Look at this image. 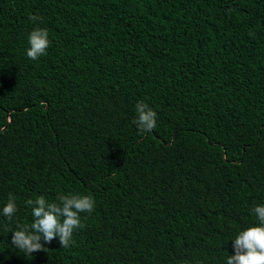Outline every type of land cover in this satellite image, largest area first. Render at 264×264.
Instances as JSON below:
<instances>
[{
    "label": "trees",
    "instance_id": "16d2710c",
    "mask_svg": "<svg viewBox=\"0 0 264 264\" xmlns=\"http://www.w3.org/2000/svg\"><path fill=\"white\" fill-rule=\"evenodd\" d=\"M10 193L0 264H226L264 204V0H0V211ZM60 194L95 210L26 257L3 225Z\"/></svg>",
    "mask_w": 264,
    "mask_h": 264
},
{
    "label": "clouds",
    "instance_id": "9594fccd",
    "mask_svg": "<svg viewBox=\"0 0 264 264\" xmlns=\"http://www.w3.org/2000/svg\"><path fill=\"white\" fill-rule=\"evenodd\" d=\"M28 20L34 24L43 22V18L29 14ZM26 56L32 61L47 55L50 47L47 28L36 26L28 35ZM136 118L132 123L140 135L153 131L157 126V113L143 101L135 105ZM26 205L31 209L33 218L30 226L17 225L12 230L8 224L3 230L11 233V244L26 257L34 252L46 251L45 244L58 238L61 248H69L74 244V233L83 229L81 214H91L95 210L96 201L92 195L60 194L54 202L44 196L35 200L28 199ZM18 212L16 197L11 193L0 215L9 223ZM258 226H250L232 239L233 255H227L226 264H264V204H256L250 209ZM86 219V217H84Z\"/></svg>",
    "mask_w": 264,
    "mask_h": 264
},
{
    "label": "bare ground",
    "instance_id": "6f19581e",
    "mask_svg": "<svg viewBox=\"0 0 264 264\" xmlns=\"http://www.w3.org/2000/svg\"><path fill=\"white\" fill-rule=\"evenodd\" d=\"M60 176V175H59ZM68 176V175H67ZM62 177V176H61ZM61 179V178H60ZM68 179V178H67ZM65 183V182H64ZM67 183V182H66ZM35 184H37V183H35ZM39 185V184H38ZM31 187V186H30ZM30 187H29V189H30ZM38 187V186H37ZM34 188V187H33ZM53 189V188H52ZM43 190V189H42ZM50 190V189H49ZM56 190V189H55ZM35 192V191H34Z\"/></svg>",
    "mask_w": 264,
    "mask_h": 264
}]
</instances>
